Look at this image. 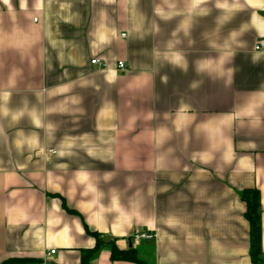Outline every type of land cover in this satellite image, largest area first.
Segmentation results:
<instances>
[{"label": "crops", "instance_id": "0c3cea01", "mask_svg": "<svg viewBox=\"0 0 264 264\" xmlns=\"http://www.w3.org/2000/svg\"><path fill=\"white\" fill-rule=\"evenodd\" d=\"M257 45L264 0H0V264H264Z\"/></svg>", "mask_w": 264, "mask_h": 264}, {"label": "trees", "instance_id": "16d2710c", "mask_svg": "<svg viewBox=\"0 0 264 264\" xmlns=\"http://www.w3.org/2000/svg\"><path fill=\"white\" fill-rule=\"evenodd\" d=\"M241 199L245 203L244 217L249 224L250 230V257L253 263H255L260 254V242H261V230H260V201L259 192L257 190H244L241 194ZM101 241L97 240L96 247L93 252L96 251ZM111 260H123L130 261L135 264H147L137 257V251L132 248L121 251L118 250L114 244L111 245ZM4 264H10L7 261Z\"/></svg>", "mask_w": 264, "mask_h": 264}, {"label": "built area", "instance_id": "2783aa9c", "mask_svg": "<svg viewBox=\"0 0 264 264\" xmlns=\"http://www.w3.org/2000/svg\"><path fill=\"white\" fill-rule=\"evenodd\" d=\"M255 51H264V45H257L254 49ZM91 64H100L99 60H92L91 61ZM117 68L122 70L124 69V64L123 62H118L117 63ZM151 238H153V235L149 234V233H141V234H137V235H134L132 238H131V243L132 244H138L139 241H142V240H150ZM54 251H51V254H53Z\"/></svg>", "mask_w": 264, "mask_h": 264}]
</instances>
